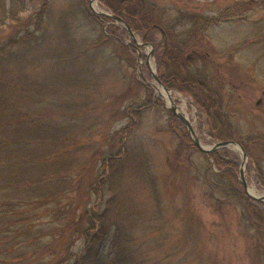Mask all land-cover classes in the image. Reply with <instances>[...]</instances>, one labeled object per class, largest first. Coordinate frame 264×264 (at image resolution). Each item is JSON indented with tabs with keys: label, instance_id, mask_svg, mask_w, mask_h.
<instances>
[{
	"label": "rangeland",
	"instance_id": "1",
	"mask_svg": "<svg viewBox=\"0 0 264 264\" xmlns=\"http://www.w3.org/2000/svg\"><path fill=\"white\" fill-rule=\"evenodd\" d=\"M10 1L0 0V12L8 11ZM153 1L164 7L165 23L179 22L180 34L193 32L205 18L216 17L227 9L246 16L209 25L204 46L212 61L194 59L192 70L198 68L211 87L223 92L226 110L243 133L264 132V39L263 36L257 39L264 32V8L243 11L233 6L236 0ZM21 2L24 11L18 14V20H10L6 15L0 21V56L5 49L24 57L33 64L32 77L48 79L39 82L42 94L17 93L12 100L18 108H29L31 118L29 123H23L25 132L32 129L34 120H41L46 129L52 123L63 124L64 134L54 136V140L48 141L49 146L40 145L37 150L44 154L54 152L58 156L55 165L69 169L60 171L67 175L64 182L59 176L50 183L48 196L30 195L26 187L16 188L15 183L13 189L0 191L14 205L7 212L14 227L7 242L0 245V264H75L87 249V237L96 233L99 225L91 227L86 211H92L101 200L104 202L111 196L115 197L114 211L109 215L113 219L120 213L127 219V235L132 239L127 243V253L119 256L112 248L111 220L106 236L98 243L91 241L93 249L98 248L101 254L98 264H131L133 257L139 261L137 264H264V237L249 226L241 205L236 202L215 205L209 196V180L218 169L214 165L209 169L205 151L181 144L169 129L175 113L152 84L156 79L150 70L151 61L157 70L154 44L148 42L137 51L131 44L145 41L135 30L134 36L126 30L123 45L108 36L104 38L102 34L108 33L110 21L101 24L84 11L86 5L98 15L93 5L96 2L100 11L110 12L99 0H51L39 29H36L37 12L47 1ZM62 15H67L70 21L77 52L74 58L58 65L59 57L38 51L44 47L43 41L46 46L50 42L57 49L62 47L58 39ZM115 25L124 27L118 21ZM27 29L35 32L31 36L35 48L17 45ZM5 66L0 57V79L4 75L13 76L12 80L19 77L16 67L2 75ZM65 67L67 75L63 73L62 77L59 74ZM146 85L161 102L142 109L140 121L124 136V145L120 146L116 129L131 124L134 110L147 97ZM170 91L178 93L173 103L185 115L181 95L187 99L189 117H186L200 141L207 147L213 145L217 140L206 133L193 96L176 88ZM39 110H43L42 116L31 114ZM26 134L27 138L31 133ZM0 137L15 141L7 121L0 122ZM189 137L192 140L190 133ZM61 141L69 146L59 148L57 144ZM24 142L16 143L17 152L23 149ZM216 150L221 154L226 153L224 150L237 154L241 165L239 149L230 146ZM115 153L123 159L121 176L99 188L102 183L96 184V172L102 170L103 159L108 162ZM48 164L42 166L44 173L51 169ZM255 165V161L251 163L248 159L245 179L248 188L255 185L262 195L264 188ZM239 169L237 175L242 182ZM105 170L108 172V168ZM19 195L26 200L23 207L26 218L14 222L13 218L23 211L17 203ZM28 227L32 230L30 234L24 232ZM87 261L89 264L91 257Z\"/></svg>",
	"mask_w": 264,
	"mask_h": 264
},
{
	"label": "trees",
	"instance_id": "2",
	"mask_svg": "<svg viewBox=\"0 0 264 264\" xmlns=\"http://www.w3.org/2000/svg\"><path fill=\"white\" fill-rule=\"evenodd\" d=\"M4 1V0H3ZM22 0H11L10 7L8 11L5 9L0 12V21L3 17L10 20H18V14L24 11L21 9ZM37 12V26L39 29L42 24L43 14L47 12L50 7L51 0H46ZM100 3L107 7L113 15L121 17L126 23H128L133 30L142 36L143 41L154 44L155 46V57L157 61V71L162 82L169 88H176L189 93L193 96L195 104L200 109V119L204 121V126L206 128V133L215 140H237L241 142L245 150L249 155V159L252 162H256L255 168L257 171V177L262 188H264V132H255L245 134L241 128L233 121L231 114L226 110L227 100H225L224 94L221 90H215L211 87L204 76H201V72L192 70L194 59L212 61L209 58L208 49L204 46L205 29L212 24H217L221 21L231 19V18H244L243 13L239 15L234 13L233 9H227L218 16H212L210 18H205L199 26L194 29L191 33H178L177 24L178 21L173 23H165V9L159 6L153 0H99ZM5 5V3H4ZM235 8L241 9L243 11H248L251 9L264 8V0H236L233 4ZM234 8V9H235ZM85 14L93 16L95 20L103 24L106 20L111 21L108 26V33L104 32L102 36L110 38L115 43L120 42L123 45V38L127 28L115 25V20L105 16H99L91 12L88 7L84 6ZM67 15H62V22L60 23V28L62 31L59 34V43L62 47L55 48L54 43H48L46 46L43 41V46L38 53L51 54L50 57L58 58V65L65 63L66 60L71 57L74 58L77 50L74 48L75 43L72 38V33L70 29V21L66 17ZM124 28V29H123ZM159 32L161 37H158ZM35 34L32 30H26V32L17 41V45L23 44L28 48L32 45L33 36ZM110 35V36H109ZM181 35L187 36L185 39L180 38ZM72 36V37H71ZM263 36L264 32L258 34L257 39ZM256 40V41H258ZM53 41V40H52ZM54 42V41H53ZM28 44L30 46H28ZM41 44V41L40 43ZM35 48L33 44L31 46ZM127 47V46H126ZM37 48V47H36ZM23 52H28L25 50ZM13 52L3 50L1 53L2 59H4L7 67H3L5 72H15L19 77L14 80L13 76L6 78V75L0 79V122L7 121L8 127L14 132L15 141H7L3 137H0V191L7 189H13L12 184H17L16 188H24L25 191L36 194L37 196H46L47 193L51 192L49 185L55 178L61 176L63 182L66 180V174L61 172L68 170L69 166L61 168L56 166V156L54 152L49 153H39L37 148L40 145L44 147L49 146L48 141L54 140V136H60L64 134L65 130L62 123L50 124V128H43V124L34 120L32 129H29L30 136L27 138V132L23 123L27 122L30 116L29 108H18L15 105V99L17 93L27 94L30 96L40 95L41 90H38L39 82L48 79V77H32V71H34L33 64L27 61L24 57L14 55ZM132 54H135L132 51ZM13 55V57H12ZM57 60V59H56ZM71 60V59H70ZM36 61V60H35ZM56 63V62H55ZM36 64V62H35ZM17 65V66H16ZM66 65V64H65ZM37 67L39 65H36ZM14 67V68H13ZM6 68L9 70L7 71ZM12 68V69H10ZM66 68L62 69L60 76L64 77L67 75ZM5 71V72H4ZM59 73V71L57 72ZM64 73V76H63ZM1 75V76H2ZM9 75H7L8 77ZM53 77V76H52ZM146 99L144 104L136 108L131 117V124L121 126L116 129L117 134L120 136L119 145L123 146V138L126 134H129L136 123H138L142 117V109L151 107L152 105L159 103V98L154 95L153 90L146 85ZM16 94V95H15ZM30 109L36 110L31 107ZM133 109V107H132ZM39 113H31L38 116H42L41 111ZM32 122V121H31ZM30 127V126H29ZM169 129L173 134L179 138L180 143L191 145L193 148L198 147L193 143L189 137V132L186 129L182 120L177 118L175 115L171 116V121L169 124ZM21 141L24 142L23 149L15 148L16 143ZM58 140V139H55ZM67 142L61 141L59 148L66 149L69 145H65ZM18 146V145H17ZM225 154H221L220 151L214 150L206 152V157L208 158V167L211 169L213 165L218 169L212 178L209 180V196L211 200L214 199L215 205L219 203H233L236 202L241 205L243 210V215L248 222L249 226L257 231L261 236L264 237V203L252 198L245 191L243 183L238 178V169L240 165V158L237 154L224 150ZM58 154V153H57ZM40 162V163H39ZM123 159L120 158L119 153L112 154L108 160L103 159L101 171L96 172V184L102 183L99 188H104L108 183H114L119 180L121 176V163ZM50 165H49V164ZM263 163V164H262ZM48 164L50 166V171L47 173L43 172L42 166ZM108 168V172H106ZM67 172V171H65ZM95 176V174H94ZM12 186V187H11ZM16 186V185H15ZM114 187H112L113 189ZM111 189V187L109 188ZM23 191V190H22ZM0 192V241L3 245L7 242L14 227L12 223V218L7 215V212L12 209V200H6L5 194ZM48 196V195H47ZM2 197V198H1ZM4 198V200H3ZM114 201L115 197L111 196L103 202L99 203L95 209L89 212L86 211L89 223L91 227H95V223H98L97 232L94 233L90 238L87 237L88 245L86 251L81 255L80 258L76 260L75 264H88L87 259L91 257L92 261L89 264H98L100 260V252L98 248L93 249L91 241L98 243L100 242L108 233V227L111 224L114 225L113 238L111 240L112 248H114L119 256H122L126 252L127 243L132 239V236L127 235V219L123 218V215L119 213L115 218L111 219L109 215L110 211H114ZM17 203L22 210L26 204V200L23 195H19L17 198ZM101 205L104 208H101ZM218 207V206H217ZM25 211L23 210L21 214H17L16 219L13 218L14 222L16 220H22ZM28 222V221H26ZM23 229V228H22ZM31 228H27L24 232L31 233ZM22 232V230H21ZM29 236V235H28ZM87 236V235H86ZM129 236V237H128ZM8 238V239H6ZM8 246V244L4 245ZM89 246V247H88ZM127 253V252H126ZM131 264H137L134 257ZM92 262V263H91ZM59 264V263H56Z\"/></svg>",
	"mask_w": 264,
	"mask_h": 264
},
{
	"label": "water",
	"instance_id": "3",
	"mask_svg": "<svg viewBox=\"0 0 264 264\" xmlns=\"http://www.w3.org/2000/svg\"><path fill=\"white\" fill-rule=\"evenodd\" d=\"M95 12L99 15V16H110L112 17L113 19H116L118 20L119 22H121L128 30V32L131 34V36H134V30L133 28L128 24L126 23L121 17L119 16H116V15H113L111 13H109L108 11H97L96 9H94ZM144 44H147V42L145 43H138V44H131L137 51L140 50V46L141 45H144ZM154 51V49H153ZM139 57H141V54L138 53ZM147 63L149 64V61H147ZM150 70L152 72V75L154 76V78L157 80V82H159L160 84H162L166 90H170L169 87L165 86V84L162 82V80L160 79L158 73H157V70H154L151 66H150ZM173 103V102H172ZM168 107L171 108V110L175 113V115L177 116V118L181 119L184 124L186 125L189 133L191 134L192 136V140L194 142V144L200 148L201 150L205 151V152H210V151H214L218 148H222V147H230L231 145L230 144H237L238 145V149L240 151V155H241V165H240V178L242 180V183L245 187V190L246 192L248 193L249 196H251L252 198L254 199H257L261 202L264 203V194L260 195V196H257V195H254L252 194L249 189H248V184H247V181L245 179V174H244V168H243V163H244V160L245 159H249V155L247 153V151L245 150L244 146L241 144V142L237 141V140H217L213 145L207 147V146H203L200 139L198 138V136L196 135V132L192 126V123L191 121L186 117L185 114L179 112L177 106L175 103L169 105Z\"/></svg>",
	"mask_w": 264,
	"mask_h": 264
},
{
	"label": "bare ground",
	"instance_id": "4",
	"mask_svg": "<svg viewBox=\"0 0 264 264\" xmlns=\"http://www.w3.org/2000/svg\"><path fill=\"white\" fill-rule=\"evenodd\" d=\"M93 5H94V7H95L97 10H99V9L97 8V4H96V2H93ZM99 11H100V10H99ZM151 66H152V68L155 70V68H154L155 66H154V62H153V61H151ZM152 84L156 87L157 91H158V92H159V93L165 98L167 105H171V104H173L172 102H173L174 98L178 96V93H177V92H175V91H170V90H166L165 87H164L162 84H160L159 82H157V80H156V82H153ZM180 95H181V94H180ZM180 99H181V101H182V105H183V107H184V110H185V112H186V115H187V117H189V112H188V101H187V99H186L184 96H182V95H181V98H180ZM177 106H178V105H177ZM195 132H196V129H195ZM196 135H197V134H196ZM197 136H198V135H197ZM201 143H202L203 146H205L204 143L202 142V140H201ZM230 145H231V147H233V148H235V149H238V145H237L236 143H235V144H230ZM247 165H248V158L244 160L243 168H244V169L247 168ZM248 189H249V191H250L251 193H253V194L257 195V196H260V195H261V193L258 192V189L256 188L255 185L249 187Z\"/></svg>",
	"mask_w": 264,
	"mask_h": 264
}]
</instances>
